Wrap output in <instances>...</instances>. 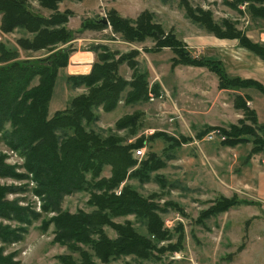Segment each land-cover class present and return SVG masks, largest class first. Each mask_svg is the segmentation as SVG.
<instances>
[{"label":"trees","instance_id":"obj_1","mask_svg":"<svg viewBox=\"0 0 264 264\" xmlns=\"http://www.w3.org/2000/svg\"><path fill=\"white\" fill-rule=\"evenodd\" d=\"M35 1L51 12L49 16L32 12L26 0H0V31L5 34L24 32L30 38L20 37L16 40L22 50L48 53L44 58L20 60L18 50L0 40V143L16 153L23 162L19 166L7 165L4 163L5 154L0 153V178H11L21 183L0 186V219L13 223H0V264H17L13 261L14 253L4 256L3 250L5 246L24 241L37 221H40L43 232L53 227L54 243L66 247L71 253H78L77 259L71 253L57 256L60 264H95L93 257L102 263L128 256L140 260H158L167 251H179L182 235L176 244L158 248V243L169 241L171 234L163 228L157 205L142 199L126 183L119 195L114 192L126 179L149 181L151 173L174 159L176 150L188 143L190 138L154 132L146 138H138L134 143L123 144L114 137L102 140L92 132H86L82 124L83 121H96L92 110L99 106L105 111L113 110L122 100L121 94L126 89L128 91L123 99L125 104L147 101L149 90L159 96V83L150 85L146 75L137 70L134 58L138 53L135 50L120 53L111 51L105 44H92L83 50L95 56L90 72L66 77L67 84L73 88L84 86L88 94L72 98L64 110L48 118V104L58 71L67 67L70 55L75 52L72 43L75 37L74 32L65 27L71 12L58 11L60 0ZM242 2H255L261 6H250L248 10L254 17L264 19V0H234L232 5ZM184 13L186 18L215 37L237 40L241 47L264 60V42H252L237 31L231 22L222 21L221 26L214 24L210 11L193 9L187 0H184ZM153 16L147 10L134 19L122 17L114 9L106 14L111 33L119 35L124 42L141 43L154 39L157 43L147 52H159L165 48L172 50V68L177 65L207 68L218 77V88L221 90L255 89L264 95V86L255 80L228 78L220 61L191 56L186 45L172 31L165 33L161 24L154 22ZM100 18L83 20L78 32L107 29V26L98 22ZM122 64L133 70L130 80L118 73ZM246 100H250L246 93L234 99L233 107L243 113V120H239L238 124L230 125L227 129L208 127L197 138L201 139L206 133L218 130L226 138L221 143L224 147L245 144L249 137H253L251 142L254 148L263 150L264 140L255 131L258 127L256 113L247 107ZM136 114L119 120L115 124L120 128L117 130L134 126ZM155 139L167 144L163 156L158 157L150 152L138 168H132L136 164L132 157L133 149L142 148ZM257 151L254 149L253 152ZM105 166L112 169L109 178L101 177ZM22 170L24 173L19 172ZM154 178L161 180L158 176ZM86 190L90 194L87 204L94 208L93 211L70 213L62 210L65 196ZM28 192L41 201V213L36 212L30 204L19 205L24 198L7 200L9 195ZM244 203L235 196H221L200 212L196 223L203 224L206 219ZM50 213L54 215L49 216ZM127 215H134L145 227L147 235L139 234L129 221L124 224L113 222ZM105 227L113 229L116 237H108ZM83 246L88 247L93 254L83 249Z\"/></svg>","mask_w":264,"mask_h":264},{"label":"rangeland","instance_id":"obj_2","mask_svg":"<svg viewBox=\"0 0 264 264\" xmlns=\"http://www.w3.org/2000/svg\"><path fill=\"white\" fill-rule=\"evenodd\" d=\"M187 1L193 9L210 11L214 24L221 26V22L227 20L252 42H264V19L254 17L248 10L250 6L260 8L257 3L242 2L233 6L234 0ZM26 3L35 14L47 17L51 13L35 0H26ZM57 6L60 13L66 10L71 12L65 27L74 32L75 39L72 43L75 52H83L92 44H105L111 51L120 53L135 50L138 53L134 58L137 70L146 75L150 85L156 82L160 86L159 96L149 90L148 100L145 102L125 104L123 99L128 91L126 89L121 94L122 100L113 110L105 111L102 106L93 109L97 119L89 123L82 122L86 132H92L102 140L114 137L123 144L134 143L138 138H146L154 132L190 138L188 143L176 150L174 159L151 173L149 181L126 179L114 192L117 194L119 191L120 194L126 183L142 199L157 205L163 228L171 234L169 241L158 243V248L176 244L178 237L182 235L181 249L167 251L158 260H140L128 256L102 263L93 257L95 264H264V149L254 148L251 142L253 137H249L245 144L224 147L221 143L226 138L217 130L206 133L201 139L197 138L208 127L227 129L243 120V113L236 110L233 104L237 95L246 93L250 97V100H246V105L255 111L258 119L255 131L264 140V95L255 89L221 90L218 88V77L207 68L185 65L172 68V50L165 48L159 52H147L157 43L154 39L126 43L119 35L111 33L109 25L101 31L78 30L83 20L106 17L111 9L122 17L132 19L147 10L153 13L154 22L161 24L165 33L172 31L186 45L191 56H204L220 61L228 78L252 79L264 86V60L241 47L237 40L219 39L205 28L194 24L185 16L184 0H60ZM0 37L7 46L18 50L20 60L39 59L48 55L47 51L22 50L16 40L20 37L30 38L24 32L5 34L0 31ZM74 54L70 55L67 67L60 69L58 73L68 72V66L72 65L74 67H70L69 75H85L80 74L84 71L83 67H76L80 56H73ZM132 72L126 64L119 66L118 73L126 80L131 79ZM67 76L68 73L64 83L57 78L55 94L52 93L48 104V118L64 110L72 98L88 94V89L84 86L73 88L67 84ZM35 83L36 81L34 85ZM133 114L137 116L136 124L117 130L120 128L115 124ZM250 123L247 121L248 125ZM166 145L164 141L155 139L142 148L133 149L132 157L136 164L132 168H138L150 152L158 157L163 156ZM140 149H144L143 156L135 158L134 152ZM254 149L258 151L253 152ZM0 153L5 154L4 163L7 165L19 166L23 163L16 153L1 143ZM111 170L110 166H105L101 177L109 178ZM19 172L24 173V170ZM155 176L161 180H155ZM20 184L11 178H0V186ZM30 186L33 184L30 183ZM221 196H235L246 204L214 218L210 217L203 224L196 223L200 212ZM89 197L88 190L65 196L61 208L70 213L78 210L91 212L94 208L87 204ZM15 198H24L19 205L30 204L36 212L41 213V201L31 192L9 195L7 200ZM53 215L54 213L49 214ZM127 221L139 234L147 235L145 227L134 215L113 220L116 224ZM0 223L13 225L1 219ZM104 231L108 237H116L113 229L105 227ZM53 240V227L50 226L43 232L40 221H37L25 240L5 246L3 255L14 253L13 261L17 264H60L57 256L71 252ZM82 248L93 254L88 247ZM71 255L78 258V253Z\"/></svg>","mask_w":264,"mask_h":264},{"label":"crops","instance_id":"obj_3","mask_svg":"<svg viewBox=\"0 0 264 264\" xmlns=\"http://www.w3.org/2000/svg\"><path fill=\"white\" fill-rule=\"evenodd\" d=\"M70 20V19H69ZM2 38L0 37V40H1ZM75 54L73 55V56H80L79 57V62L78 63H76L77 64V66L76 67H83L84 68V71H82V72H80V74L81 73H83V74H87V73H89L90 72V69H91V65H92V63H93V61H94V54L93 53H91V52H88V51H83V52H74ZM70 63L72 62V58H70ZM69 67V71L67 72L68 73V75L70 74V67H74V66H72V65H69L68 66ZM64 73H62V72H59L58 73V76H57V78H59V80H60V82L61 83H64L65 82V76H66V72L65 71H63ZM57 79H56V85H57ZM53 94H55V87H54V90H53ZM50 107H51V105H50ZM50 107H49V110H50ZM62 110V109H61Z\"/></svg>","mask_w":264,"mask_h":264},{"label":"built area","instance_id":"obj_4","mask_svg":"<svg viewBox=\"0 0 264 264\" xmlns=\"http://www.w3.org/2000/svg\"><path fill=\"white\" fill-rule=\"evenodd\" d=\"M218 131V130H217ZM218 133H220L219 131H218ZM221 134V133H220ZM209 136H212V135H209ZM211 138V137H210ZM143 154H144V149H140V150H136L135 152H134V157L135 158H140V157H142L143 156ZM117 194H119V191H117L116 192ZM116 194V195H117Z\"/></svg>","mask_w":264,"mask_h":264},{"label":"water","instance_id":"obj_5","mask_svg":"<svg viewBox=\"0 0 264 264\" xmlns=\"http://www.w3.org/2000/svg\"><path fill=\"white\" fill-rule=\"evenodd\" d=\"M98 22L101 23V24H103L104 26H108V25H109L108 20H107V18H106L105 16H102V17L99 19Z\"/></svg>","mask_w":264,"mask_h":264}]
</instances>
